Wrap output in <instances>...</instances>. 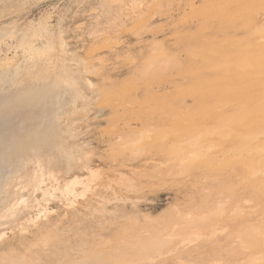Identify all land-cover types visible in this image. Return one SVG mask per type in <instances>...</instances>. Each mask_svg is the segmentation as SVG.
I'll use <instances>...</instances> for the list:
<instances>
[{
    "label": "rangeland",
    "instance_id": "rangeland-1",
    "mask_svg": "<svg viewBox=\"0 0 264 264\" xmlns=\"http://www.w3.org/2000/svg\"><path fill=\"white\" fill-rule=\"evenodd\" d=\"M204 1L0 0V25L15 20L16 29H21L30 21L35 23L47 17L54 40L50 68L45 72L42 71L46 69L43 60L26 62L17 51L13 61H19L23 68L37 64L35 73L40 75L30 80L27 72L22 71L17 78H11L15 84L11 87L7 102L23 89L38 92L51 82L54 86L45 103L37 104L32 111L33 104L28 100H16L12 107L0 108V117L13 114L19 118L15 126L13 124V130L8 129L6 136L15 134V129L24 120L23 123L30 128L43 123L48 127L52 105L58 102L63 107L60 113H67L60 121V130L63 132L68 127L77 131V140L83 145V151L92 153L88 167L92 171H100L96 175L99 177L92 183L88 180L89 170L82 163L63 174L59 169L53 168V171L51 167L37 165L38 161L36 166L40 165V169L32 165L24 167L12 159L13 169H10L8 180H5L8 191L0 194V235H4L0 250L6 249L8 240H12L9 246L23 251L20 244L24 243H18L20 240H24V237L31 240L41 225L57 221L59 224H55L58 229L62 225L64 230H59L63 233L77 225L78 229L75 227L67 233L80 238L77 240L76 237L72 245L75 242H81V245L82 236L89 240L87 244L84 239L82 245L87 244L92 249V246L99 247L105 243L102 249L105 248V253H111L113 250L106 244L108 237L112 236L111 241L122 233L120 229L125 221H114L111 212L103 218L102 214H94L91 210L99 201H105L109 208L114 206V202L111 204L106 199H113L114 196H122L123 199L126 196L127 200L123 199L126 203L121 201L117 205H121L119 208L124 206L127 216L132 215L137 220V228H143V224L150 222L144 221L143 217L158 219L159 223L163 221L161 226L170 227L172 221L180 219L183 213L190 212L196 216V213L205 212V201L222 202L225 204V216L222 218L225 222L221 219L217 223L213 235L202 230L200 233L203 236L195 241L190 233L196 228L194 226H198L197 221L186 223L182 220L181 230H177L181 234L179 238H174L172 248L179 252L186 245L191 258L185 264H199L210 259L218 260V264L235 263L236 259L228 256L229 249L234 246V229L245 226L252 219L250 223L256 224L264 206L253 193L256 183L247 176L244 166L246 148L240 147L236 141L242 133L236 134L235 131L222 137L229 129L225 127L224 132L219 130L223 128L221 125L227 124L226 118L235 116L236 108L247 105V99L255 92L264 96V87L253 83V69L249 64L256 54H260L257 47L261 43L259 39H253L250 30L240 21L231 20L230 25L221 26L219 21L209 18L211 16L207 12L210 8ZM255 17L258 26L264 24L263 11L257 12ZM59 37L66 45L64 52L60 51ZM6 52V48L2 47V57ZM13 55V51L7 52V57ZM150 63L154 66L147 70ZM64 71L84 94L82 100L75 96L70 81L61 78ZM43 111H47L45 115ZM205 130L210 134L214 132V136L206 139L205 145L210 147L207 160L196 159L183 169L172 158L171 148L182 141L187 133L203 134ZM137 133L147 136L142 138L144 142L137 150L132 151L129 146L121 145ZM260 139L262 141V137ZM61 141H57V146L61 148L70 143ZM54 153L56 167L61 163L58 147L46 146L38 154ZM45 167L47 170H44ZM54 178L58 181L53 182ZM46 179L51 185L45 182ZM43 181L45 186L42 185ZM127 183H131L129 186L133 184L132 191L126 187ZM77 216L79 222L75 220ZM106 216L109 217L106 224L98 219L102 217L105 220ZM58 218L62 221L59 222ZM84 219L82 223L80 220ZM93 219L95 223L98 221L94 223L95 226ZM114 222L117 223L115 226ZM102 234H108L105 236L107 240ZM92 235H99L96 241H93L95 237ZM180 238H184L181 240L183 242L178 241ZM111 247L120 248L114 247L113 243ZM178 256L182 255L167 257L168 264H174L173 259Z\"/></svg>",
    "mask_w": 264,
    "mask_h": 264
},
{
    "label": "bare ground",
    "instance_id": "bare-ground-1",
    "mask_svg": "<svg viewBox=\"0 0 264 264\" xmlns=\"http://www.w3.org/2000/svg\"><path fill=\"white\" fill-rule=\"evenodd\" d=\"M204 2L206 3V6L208 5L207 7L210 8V10L207 12L208 16H211L209 18L213 17L214 19H216V21L220 22V23L218 22V24H222L221 26H224L225 24L230 25L231 20L240 21V24L242 22L243 25L246 26L250 30V34L252 35V37L254 36L253 39L257 38V39H259V43H261V44L263 43L262 45L259 43L256 44V46L259 44V46L257 47V51H259L260 54H256V56L253 57L252 59L250 57L251 60L249 61V64H250V67H252V69H253V71H252L254 74V77H253L254 82L253 83L256 84V86L261 85L264 87V24H262L261 26H258L256 17H255L256 13L259 11H263V13H264V0H237V2H235V1L233 2V0H205ZM234 3H236V4H234ZM203 14L206 15L205 12ZM204 18H205V16H204ZM8 22L9 23H5V24L0 25V108L5 109L8 107H12L13 105L16 104V102H14L16 100H22V101L28 100L31 104H33L32 109H31V111H32L33 108L37 104H41V103L44 104L45 103L46 98L48 97V95L52 91V87L54 86V83L53 82L49 83L48 85L44 86L38 92H35L34 91L35 89H23L21 91V93L14 95V97L9 102H7L8 98H9V92L11 91V87L15 84V83L11 82V78L12 79L17 78L21 74L22 71L27 72L26 74L29 75L30 80H35V78H39L38 76L40 75V73H37V72L35 73V70L37 68V64H34L32 67H29V68L28 67L23 68V67H20L21 64L19 63V61L14 62L13 60L16 58L17 51H19L21 53V57L26 62H28V61L34 62L36 60H43V62L46 63V66H45L46 69L43 68L44 70H42V71H44V72L47 71L48 68H50L51 57H52V52H53V48H54L53 32H52L51 25L49 24L47 17H42L35 23L30 21L27 24V26H25L24 28H21V29H16L17 25L15 23V20L14 21L13 20L8 21ZM235 25H238V24L236 23ZM226 26H228V25H226ZM260 40L262 42H260ZM13 42H15V43H13ZM58 44H59L60 51H62V52L66 51V45L61 40L60 37L58 38ZM2 47L6 48L7 52L13 51L14 55L12 57H7V52H6L2 57ZM253 49H256V48L254 47ZM153 66H154V64L150 63L147 67V70H151ZM11 68H12V70H11ZM60 76L62 79L70 81V83L73 86L75 96L78 99L82 100L84 98V94L82 93V91L80 92V90H78L77 87H75L76 84L74 83L73 78L69 77L65 71L62 72V75H60ZM261 89H262V87H261ZM257 90H255V91H257ZM260 93H261V91H260ZM52 106H53V110L48 116V118H49L48 127H45L44 123H43V124H39L36 126L34 125V127L30 128V127H28V125L23 123V122H25V120H24L22 122L21 126L18 129H15V134H13L9 137L6 136L8 129H10V128L12 129L13 124L15 122H17L19 120V118L17 115L13 116V114H11L9 116L0 117V188H1L0 194H1V192L6 193L8 191V189H6L7 185L5 184V180L6 179L8 180L7 176L11 171L10 169L11 168L13 169L12 164H11L12 159H14V160L16 159L15 161L18 162L17 164L22 163L24 165V167L25 166L27 167L30 165L38 167V166H36V163L38 161L37 165L42 164L43 168H44V166H46L47 168L51 167L52 169L53 168L56 170L59 169L61 172L60 171H56V172L57 173L60 172L63 174H67L73 166H79V164L82 163V165L86 166L85 168H87V170H89V175H90L89 177L90 178L89 179L87 178L89 180V182L93 183V181H94V183H95V181H96L95 179H97V177H99L96 175H98V173L100 171L99 172L94 171V170L92 171L88 167L89 157L92 155V153L83 151V145L81 143H79L77 140V136H78L77 131L75 129H71L68 127L63 132L60 130V121L63 117L66 116L67 113H60V110H62L63 107H61V104H58V102H55ZM236 110H237V113L235 114V116L226 118L227 124L221 125V127H223V128H222V130L220 129L219 131L224 132L223 130L225 127L229 129V131L226 132V135H221L222 137L228 136L231 132H233V134H234L235 131H236V134L242 133V135L237 137L238 140H236V141H238V145H240V147L246 148V149H244V151L246 153V159L244 161V166L247 170V176L250 179H252L253 182L256 183L257 187L256 186L253 187V193L257 199H260V201L263 203L262 205L264 206V96H260L259 92H255V94H253V96H250L247 99V105L238 106L236 108ZM46 112L43 111V115H45ZM14 126H15V124H14ZM221 127H219V128H221ZM62 134H64V136ZM213 134H214V132H213ZM213 134H210L209 131H207V130H205L203 132V134L202 133H196V134L187 133L183 137L182 141H180L178 144L174 145L171 148L170 154H171L172 158L174 160H176V162H178V164L182 165L183 167L182 166L181 167L183 169L187 168L186 166L191 164L192 162H194L196 159H200V158L206 159L209 156L207 154H208V152H209L208 150L210 148L208 145H205L206 141H207L206 139H208V137L212 136ZM215 134H217V133H215ZM231 136H233V135H231ZM146 137H143L142 135L137 133L132 138H130L128 141L123 142L121 145L122 146L127 145L131 148L132 151H135V150H137V147L139 145L140 146L142 145L140 143L144 142V141H142L143 140L142 138H146ZM260 137H262V141H260L261 140ZM59 140H62L61 143L67 142V141H70V143L68 142L66 145H64V147L62 146V148H61V147L57 146V145H59V143H57V141L59 142ZM46 146L58 147L59 162H61L63 164L59 163L60 165L55 167V163H54L55 160L53 158L55 153L53 155L47 154L44 156L42 154L41 155L38 154L40 152V149H43ZM20 153H21V155H20ZM237 153H239V151ZM13 156H14V158H12ZM39 161H40V163H39ZM241 161H243V160H241ZM41 162H43L44 164ZM230 164H232V163H230ZM23 165H22V167H23ZM14 167L16 169V166H14ZM39 167H40V165H39ZM47 168L44 170H47ZM52 169H50V171ZM54 169H53V171H55ZM224 169L225 168H223V170ZM215 170H217V168ZM44 173H46V172H44ZM57 173H55L53 175L56 176ZM44 175H46V174H44ZM54 176L51 175V177H54ZM95 176H96V178H94ZM58 177L59 176L57 175L56 178L58 179ZM32 179H33V177H32ZM48 179L50 180V177ZM57 179L53 180V182L58 181ZM246 179H247V177H246ZM44 180H45V178H44ZM45 182H47V179ZM49 182H47V183L51 185V183H49ZM82 182L83 181H81V184H83ZM127 182H129V181H127ZM6 183H7V181H6ZM79 183H80V181H79ZM98 183H99V181H98ZM248 183H250V182H248ZM38 184H40V183L38 182ZM44 184L45 183L43 181L42 185H44ZM129 184H131V183H129ZM129 184L127 183L126 187H128V188L130 187L129 189L132 191V189H133L132 185L133 184L131 186H129ZM243 184H245V183H243ZM4 185H6V186H4ZM94 185H96V184H93V186ZM252 185H253V183H252ZM119 186H121V185L119 184ZM122 186H124V185H122ZM82 188H83V186H82ZM226 190H227V188H226ZM84 196H85V192H84ZM96 196H97V198H99L98 195H96ZM99 196H100V194H99ZM121 197L120 196L119 197L114 196L113 199H106V200H108V202H111V204H113L112 201L114 202V206L111 205L112 207L107 208L108 206H106L105 201H104V203L102 201H99L96 204L93 203L94 201H92V203L95 205L91 204L90 202L89 203L95 207L92 208V210H91L90 205H89L90 209L88 208L94 214H102L103 218H104L105 214L107 215V213L109 214V212H111V217L114 218V221H115V219H117V222L119 219H124V220H122V222L125 221L122 224L123 228H121V226H120V228H121L120 230L121 231L123 230V232L118 235L117 233H119V232L117 231V233H116L117 236L116 237L114 236L115 238H114V240H111L112 242L110 241V238L112 236L110 238L108 237L109 240H107L105 238V236L108 234L110 235V233H108L106 235L102 234L104 236L103 238L105 240H107L106 244L109 246V249H112L113 252H111V253H105L104 252L105 248L102 249V246L105 243L99 247H93L92 246L93 250L91 249V247L89 249L87 247L88 246L87 244L89 241L88 238L86 240L82 236H81V239L83 240L82 244H83L84 239H85L87 244L86 245L84 244V245L86 247L82 244L80 245L81 242L80 243L75 242V244L72 245L73 244L72 242H74L73 240H76V237H78V235H75V234L72 235L71 233H69L71 235V236H69V235H67V233L69 231L71 232V230L74 229L75 227L77 228V225L74 224V228L70 229L68 232L63 233V231L59 230L62 225L61 226L59 225L60 228L58 229L57 224H59V223L57 221L56 222L54 221L53 222L54 224L49 222L50 224L48 223L47 225L45 224L44 226L41 225L40 228H37V232H36V234L34 233L35 236L32 237L31 240H28V239L25 240L26 238L24 237L23 239L25 241L24 240L21 241L19 238L20 242H18V243H24V244H20L21 247L23 246V248H22L23 251H21V250L19 251L16 248H15L16 249L15 250L14 245H13L14 246L13 248L10 247L9 244H11L12 240L11 241L8 240L9 241L8 247L6 249H3V248H5V246L4 247L2 246L3 251L0 250V264H168V258L167 257L173 256V255H182V256H178V257L173 259V261L175 260L174 264H185L184 262L185 261L189 262L190 258H191V257L189 258V254L186 250L187 248H185L186 245L183 246V248L181 247L182 249L179 252H178V250L176 251V250H174V248H172V245L175 242L174 238L175 237L179 238V235L181 234V233H178L177 230L178 231L181 230V227L183 225L182 220H184L186 223H188V222H191V223L194 222L195 223L197 221L198 226H194V228L195 227L196 228L192 231V233H190V235L194 236L193 240H195V239L199 240L198 238L201 235L203 236V234L200 233L202 230L203 231L206 230V231L212 233V235H213V232L217 228V223L218 222L220 223L221 219L225 216L224 215L225 212L223 211V207L225 206V204H223L222 202H214L213 203L212 201H210V202L205 201L203 204L205 212L196 213V216H193L190 212L183 213L180 216V219L176 217L177 219L172 221L170 227H169V225H168V227L161 226V223L163 221L161 223H159L160 221L158 222L157 221L158 219L156 220V219H149V217H143V219H145L144 221L148 220L150 222H147L146 224L142 225L144 227L147 226L145 228L144 227L140 228L141 226L139 228H137L136 227L137 223L135 224V222L137 220L132 218V215L129 217L127 216V213H125L126 212L125 209H123L124 206L119 208L121 205L120 206L117 205V203L121 202V201H124L126 203V201H125V200H127L125 198L126 196L124 197L125 200H123L124 198L122 199ZM101 198H102V196H101ZM119 198H121V199H119ZM236 199H237V197H236ZM96 200H95V202H96ZM18 202H19V198H18ZM86 206H88V205H86ZM110 208H112V209H110ZM240 208H243V207L240 206ZM197 209H195V210H197ZM1 211L4 212L3 209ZM234 211L236 212L235 209H234ZM87 212L90 214L89 211H87ZM176 212L179 213V211H176ZM232 212H229V214H231ZM89 214H87V216ZM133 214H136V213L134 212ZM226 214H227V212H226ZM90 215L92 216V214H90ZM82 216H80V217H82ZM83 217H85V216H83ZM92 218H94V217L92 216ZM108 218L106 216L105 220H103L102 217L101 218L99 217L98 219L102 220V221L100 220V222L105 221V224H106V222H107L106 220ZM255 218H257V217H255ZM79 219H81V218H79ZM87 219H89V217ZM75 220L78 221V216H77V219H75ZM75 220H73V221H75ZM225 220H226V218H225ZM46 221H48V220H46ZM46 221H43V223ZM60 221H62V220L59 219V222ZM80 221H82V223H83V221H85V219L80 220ZM93 221H94V219H93ZM111 221H113V220H111ZM119 221H121V220H119ZM222 221H224V220L222 219ZM251 221H253V219ZM256 221H255L256 224H251L249 222L245 226L243 225V227H241V228L234 229V232L232 233L234 238H235V241L233 243L234 246H232V248L229 249L228 256L235 258L237 261L235 260V263L230 262V264L231 263H233V264H264V210H263L262 214L260 215V217ZM38 222H40V221H38ZM35 223H36V221H35ZM55 223H57V224H55ZM91 223H89V224H91ZM94 223H95V221L93 222V224ZM97 223H98V221H97ZM97 223H95V224H97ZM110 223H112V222H110ZM110 223L108 222V224H110ZM118 223H120V222H118ZM78 224H80V223H78ZM89 224L87 225L88 227H90ZM95 224L93 226H95ZM116 224L114 222V226ZM36 225H37V223H36ZM117 226H119V225H117ZM221 226H222V224H221ZM235 226H236V224H235ZM69 227H71V226H69ZM88 227H87V231H89ZM97 227H100V226H97ZM91 228L93 229L94 227L91 226ZM61 229L64 230L63 228H61ZM92 229H90V230H92ZM32 230H30V231H32ZM83 230L85 231V229H83ZM83 230H82V232H83ZM114 231L116 232L115 229H114ZM76 232H74V233H76ZM115 232L113 233V235H115ZM72 233H73V231H72ZM83 233H85V232H83ZM24 234H26V233H24ZM32 234H30V237ZM90 234H93V233L91 232ZM207 234L208 233H206V236H207ZM21 236H22V233H21ZM92 236H94V235H92ZM97 236H99V235H97ZM101 236H100V238H101ZM3 237H4V235L1 234L0 235V243H1V240L3 239ZM30 237H29V239H30ZM96 237L93 239V241L96 239ZM79 239L80 238L78 237L77 240H79ZM182 239H184V238H180V239H178V241H181ZM91 242H92V240H91ZM181 242H183V241H181ZM112 243H113L114 247L120 246V248H117V249L112 248L111 247ZM2 245H5V244H2ZM97 245H99V244H97ZM17 246H19V245H17ZM200 258H202V257H200ZM193 259H195V258H193ZM207 259H208V257H207ZM218 263H219L218 260L210 259L209 262L208 261L200 262L199 264H218ZM194 264H197V263L195 262Z\"/></svg>",
    "mask_w": 264,
    "mask_h": 264
}]
</instances>
